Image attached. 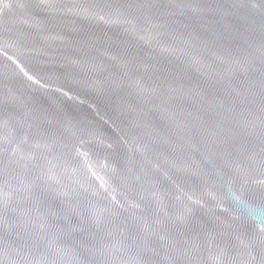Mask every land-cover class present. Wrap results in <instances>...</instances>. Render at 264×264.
I'll list each match as a JSON object with an SVG mask.
<instances>
[{
    "label": "water",
    "instance_id": "1",
    "mask_svg": "<svg viewBox=\"0 0 264 264\" xmlns=\"http://www.w3.org/2000/svg\"><path fill=\"white\" fill-rule=\"evenodd\" d=\"M0 264H264V0H0Z\"/></svg>",
    "mask_w": 264,
    "mask_h": 264
}]
</instances>
